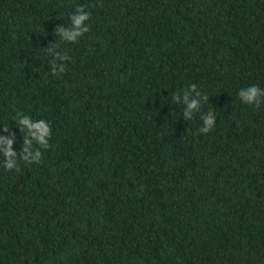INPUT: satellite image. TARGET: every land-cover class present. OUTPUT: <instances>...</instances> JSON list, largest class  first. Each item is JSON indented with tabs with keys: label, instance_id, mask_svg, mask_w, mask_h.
I'll list each match as a JSON object with an SVG mask.
<instances>
[{
	"label": "trees",
	"instance_id": "1",
	"mask_svg": "<svg viewBox=\"0 0 264 264\" xmlns=\"http://www.w3.org/2000/svg\"><path fill=\"white\" fill-rule=\"evenodd\" d=\"M0 264H264V0H0Z\"/></svg>",
	"mask_w": 264,
	"mask_h": 264
},
{
	"label": "clouds",
	"instance_id": "2",
	"mask_svg": "<svg viewBox=\"0 0 264 264\" xmlns=\"http://www.w3.org/2000/svg\"><path fill=\"white\" fill-rule=\"evenodd\" d=\"M80 11H81V14L73 17L74 23L77 26V28H79V26L82 24L83 21L89 18L88 13H83L82 10ZM57 30L62 31V29H57ZM86 30L87 29H84V31ZM78 34H79L78 32H64V35L68 39H74ZM193 87H195V85H193ZM261 91L262 90L260 87L254 85V86L248 87L246 90L241 89L239 92V96L245 103L247 104L255 103V106L259 107L258 96L261 94ZM196 107H197V101L193 100L190 103L189 108H196ZM188 115H190V113ZM215 120H216V117L214 116H211V115L205 116L204 121H203L204 126L200 128V132L207 134L209 131H211L212 128L214 127ZM22 123L28 125L30 129H36V131L33 132V136L45 147L48 146V142L45 140V137L50 132V126L48 124H45L43 121L39 123H30L27 118H25L22 121ZM8 143H9V147L5 155L11 157V156H14L15 153H13V151L11 150V141H9ZM41 157H42V152L37 151L35 154V157L33 158V162H39L41 160ZM14 167H16L15 161L10 160L9 163L7 164V169H12Z\"/></svg>",
	"mask_w": 264,
	"mask_h": 264
}]
</instances>
